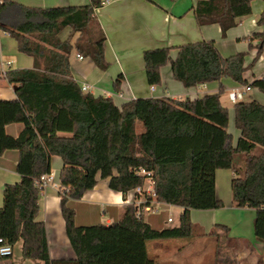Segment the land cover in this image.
<instances>
[{"label":"trees","instance_id":"trees-1","mask_svg":"<svg viewBox=\"0 0 264 264\" xmlns=\"http://www.w3.org/2000/svg\"><path fill=\"white\" fill-rule=\"evenodd\" d=\"M251 1L196 0L193 14L198 24L216 22L225 35L238 16L251 12ZM101 2L41 7L0 0V29L33 58L32 66L0 71L15 92L13 98H0V154L18 150L15 170L20 176L3 185L0 237L11 244L21 239L22 255L43 264H155L149 241H187L202 234L190 209L223 206L215 192V170L229 168L232 201L255 209L254 236L264 241V103L255 98L234 102L239 135L233 143L227 130L229 110L219 96L222 87L193 98L145 96L120 104L111 96L83 90L71 74L69 53L75 48L106 68V37L94 13ZM257 23L261 30L247 37L250 46L257 39V53L247 64V51L223 56L212 39L144 49L147 83L161 84V67L169 62L172 76L186 87L227 76L264 92V75L250 81L244 76L264 46V7ZM64 27L70 33L60 38ZM74 32L78 35L72 42ZM120 82L121 76L113 80L115 90ZM11 122L22 123L16 135L5 131ZM52 155L62 159L58 194L76 254L72 259L51 258L45 223L35 218L44 188L40 176L51 172ZM139 167L150 171L156 201L182 207L178 224L155 228L136 214L133 202L117 220L76 224L70 199L80 198L99 177L108 178V186L122 193L144 185L147 175L136 173ZM216 226L227 229L214 223L208 234ZM10 258L0 255V264H11Z\"/></svg>","mask_w":264,"mask_h":264},{"label":"crops","instance_id":"crops-1","mask_svg":"<svg viewBox=\"0 0 264 264\" xmlns=\"http://www.w3.org/2000/svg\"><path fill=\"white\" fill-rule=\"evenodd\" d=\"M15 1L41 7L79 5L89 2V0ZM195 2L196 0L105 1L95 8L94 13L106 37L104 57L107 66L104 69L99 68L90 56L83 55L73 48L69 53L73 78L79 84L87 83V90L95 95L111 96L116 104L130 98L145 96L193 98L216 92L220 87H222L219 95L221 102L224 93L228 94L229 91L236 88L245 89L242 99H245L249 94L255 98L259 94L256 87L249 85L246 87L227 76L221 77L220 80H210L186 87L172 76L169 62L161 67V84L149 85L147 83L142 56L143 50L146 48L178 46L201 39H212L223 56L245 50L247 51L246 64L255 57L257 39L251 40L250 46V40L247 37L262 28L257 23V18L263 10L264 0H252L251 12L238 16L236 23L227 29L225 35L221 34L220 26L216 22L205 24L196 22L192 7ZM69 33L70 28L64 27L58 35L60 38H64ZM77 35L78 32L72 34V42ZM77 53H80V56H77ZM174 54L175 49L172 50V55ZM32 64V56L19 51L15 38L0 29V71L4 72L10 67H28ZM261 75H264V46L253 65L244 71V76L249 81ZM118 76H121L120 87L119 90H115L113 80ZM13 97H15L14 84L8 83L4 77L0 78V98ZM247 99L249 98L245 100ZM231 111L229 110V123L232 120L234 125L233 107ZM21 127V122H11L5 125V131L16 135ZM227 130L233 136V143H236L239 135L238 129L237 133H234L227 126ZM17 158L18 150L15 148L5 149L0 154V206L3 201L4 183L15 182L20 177L15 170ZM50 165L52 182L41 190L38 200L39 209L35 218L45 223L51 258L72 259L76 257V254L66 234L58 194V174L62 165L60 156L52 155ZM231 177L232 170L229 168L215 170V192L216 196L222 199L223 206L190 209V218L197 224L198 230L202 232L201 235H195L187 241L174 238L149 241V255L155 259V264H204L207 251L200 247L205 245L204 239L210 235L222 240V244L225 245V253L232 258L233 264H264V241L256 239L253 232L255 209L249 206L234 205L230 189ZM136 196L137 193L133 188L122 193L108 186V178L99 177L96 184L86 189L80 198L70 199L68 202L75 211L76 224L109 223L117 220L121 216L124 206L133 202ZM179 208L178 218L182 210L181 206ZM151 213V211L146 212L143 216L153 227L167 226H160L150 216ZM171 221H173V217ZM214 223L225 224L227 229L224 230L221 226H216L215 232L208 234ZM10 259L11 264L13 262L43 264L40 259L22 256L21 239L12 244ZM220 259L218 264H223L222 258Z\"/></svg>","mask_w":264,"mask_h":264},{"label":"rangeland","instance_id":"rangeland-1","mask_svg":"<svg viewBox=\"0 0 264 264\" xmlns=\"http://www.w3.org/2000/svg\"><path fill=\"white\" fill-rule=\"evenodd\" d=\"M250 93H252V90H250ZM246 98H253L252 96L247 95ZM257 100H260L264 102V92L259 90V94L255 97ZM222 102L224 105H226L230 112L231 108L233 107L234 101L229 99L228 94L224 93L222 96ZM231 114V113H230ZM232 117V115H231ZM228 128L230 131L237 133V129L232 123V120H230V123L228 125ZM156 211H153L150 216L153 217L160 226H172L176 225L179 222L178 218V212H179V206L178 205H167V204H156ZM100 212H102L100 210ZM173 217V221L168 222L167 221V216ZM99 216V214H98ZM200 231V230H199ZM201 235V234H198ZM175 239V238H174ZM205 245L201 246L200 248H203V250L207 251V254L205 256V261L203 262L204 264H218L219 261L222 258L223 264H233L232 258L226 253H225V245L222 244V240L220 238H216L212 235H210L208 238L204 239ZM227 252V251H226ZM23 256V255H22ZM11 262V259H10ZM13 264H17L13 262Z\"/></svg>","mask_w":264,"mask_h":264},{"label":"built area","instance_id":"built-area-1","mask_svg":"<svg viewBox=\"0 0 264 264\" xmlns=\"http://www.w3.org/2000/svg\"><path fill=\"white\" fill-rule=\"evenodd\" d=\"M105 1L107 0H102L101 3H104ZM77 56H80V53H77ZM80 86L83 90H87L88 88L87 83H81ZM246 87L248 86L246 85ZM244 91L245 89L236 88L229 91L228 96L232 101L240 100L243 98ZM135 171L136 173L147 175L146 183L144 185H139L133 188V190L137 193V196L133 201V203L136 204V214L143 215L146 212L156 211L157 210L156 204H158L159 202L156 201L154 198V194H155L153 187L154 181L150 171H146L144 168L141 167L135 169ZM40 182L43 186L50 184L52 182L51 174L49 173V174L41 175ZM147 200H149V202H146ZM171 220L172 217L168 216L167 221H171ZM11 252H12V244L10 242L5 241L2 237H0V255L11 254Z\"/></svg>","mask_w":264,"mask_h":264}]
</instances>
